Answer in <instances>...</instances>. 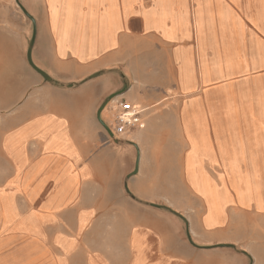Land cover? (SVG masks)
<instances>
[{"label": "crops", "instance_id": "obj_1", "mask_svg": "<svg viewBox=\"0 0 264 264\" xmlns=\"http://www.w3.org/2000/svg\"><path fill=\"white\" fill-rule=\"evenodd\" d=\"M20 2L51 87L2 138L0 264H264V0Z\"/></svg>", "mask_w": 264, "mask_h": 264}, {"label": "rangeland", "instance_id": "obj_2", "mask_svg": "<svg viewBox=\"0 0 264 264\" xmlns=\"http://www.w3.org/2000/svg\"><path fill=\"white\" fill-rule=\"evenodd\" d=\"M21 5L20 0H0V145L9 128L23 121L31 108L39 107L40 102L46 100L47 92H41L40 89L51 87L28 62L32 31L29 28L30 19ZM25 105L28 111H25ZM104 117L107 121L111 120L109 113L104 114ZM131 142L136 143L134 140ZM180 142L181 136L176 133L166 135L162 141L164 146L165 143L178 146ZM158 153L162 155L163 151ZM160 160L155 162V181H160V195L155 200V206L159 207L160 222L171 224L173 230L178 227L183 238L193 240L194 237L188 236L183 215L167 201V184L161 183L164 167ZM225 246L231 254L240 251L231 242Z\"/></svg>", "mask_w": 264, "mask_h": 264}, {"label": "built area", "instance_id": "obj_3", "mask_svg": "<svg viewBox=\"0 0 264 264\" xmlns=\"http://www.w3.org/2000/svg\"><path fill=\"white\" fill-rule=\"evenodd\" d=\"M116 109L109 127L113 137L126 138L137 132L143 124L144 109L130 101L122 100L113 105Z\"/></svg>", "mask_w": 264, "mask_h": 264}, {"label": "water", "instance_id": "obj_4", "mask_svg": "<svg viewBox=\"0 0 264 264\" xmlns=\"http://www.w3.org/2000/svg\"><path fill=\"white\" fill-rule=\"evenodd\" d=\"M22 6V5H21ZM23 8V6H22ZM23 10L25 11V13L30 16L26 10L23 8ZM33 42H34V35L32 37V42L31 44L29 45V48H28V52H27V59H28V62L29 64L37 71L39 72L45 79L47 80H51V78L47 75V73L45 71H43L42 69H40L33 61L32 59V45H33ZM105 106V105H104ZM99 119L101 121V123L103 124L104 128L108 131V133L110 134L111 137H113V133L112 131L110 130V128L102 121V119L100 118L99 116Z\"/></svg>", "mask_w": 264, "mask_h": 264}]
</instances>
